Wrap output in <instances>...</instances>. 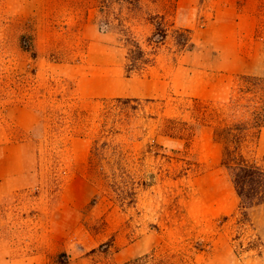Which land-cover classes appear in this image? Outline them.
Masks as SVG:
<instances>
[{"label": "rangeland", "instance_id": "rangeland-1", "mask_svg": "<svg viewBox=\"0 0 264 264\" xmlns=\"http://www.w3.org/2000/svg\"><path fill=\"white\" fill-rule=\"evenodd\" d=\"M253 1L261 45L242 47L236 62V32L206 33L209 46L193 52L220 57L224 90L198 99L182 90L183 74L174 78L176 0L114 3L106 31L100 0H0V264H264V206L238 221L207 126L241 121L243 77H264V0ZM118 20L146 51L154 26L167 29L148 74L126 76ZM128 92L152 95L112 112L132 204L98 186L102 175L89 165L105 101ZM244 141L243 154L262 164L264 127Z\"/></svg>", "mask_w": 264, "mask_h": 264}, {"label": "trees", "instance_id": "trees-1", "mask_svg": "<svg viewBox=\"0 0 264 264\" xmlns=\"http://www.w3.org/2000/svg\"><path fill=\"white\" fill-rule=\"evenodd\" d=\"M100 1L97 11L100 15H103V20L100 21L99 28L102 31H106L111 29V23L108 21L107 15L113 13V4L127 0ZM116 30L127 47L126 76L140 73L154 63L155 50L158 44L163 41L167 32V29L160 28L159 24L154 26V32L149 39L153 48L151 51H146L121 20H118ZM180 34L181 37L179 36L180 38L176 39V43L187 50L192 49L193 44L189 42L188 31H183ZM243 79L246 85L241 90V99L244 98L247 103L246 105H239L238 102L234 104L235 111L238 108L244 110L240 117L241 121L230 124L216 121V123L207 126L212 129L213 141L221 146L219 164L228 176L238 198L237 219L240 223H247L249 222L250 214L255 209L264 206V158L262 164H257L255 161L247 159L245 154H243L246 131L249 128L260 129L264 127V77L244 76ZM193 101L197 108L199 105L198 100L193 99ZM105 102H107L106 107L100 115L102 127L91 140L89 165L98 171L99 175H102L98 186L104 188V190H109L122 200H129L128 203L132 204L135 195L134 181L127 178L128 173L124 164L126 160L125 152L119 143L114 142V135H118V132L114 130V123L118 122L116 119L117 115L112 112L117 109L121 111L125 108L136 110V106L142 101L133 98H112ZM191 112L195 114V109H191ZM202 114L209 118L211 116L207 111H203ZM222 114L223 112L219 110L218 117H221ZM196 119L202 120L198 116ZM172 121L174 120L165 119L167 124ZM107 125L109 126L107 127ZM98 159L107 161V163L93 164V161ZM106 171L113 175V179H108ZM135 262H139V260Z\"/></svg>", "mask_w": 264, "mask_h": 264}, {"label": "crops", "instance_id": "crops-1", "mask_svg": "<svg viewBox=\"0 0 264 264\" xmlns=\"http://www.w3.org/2000/svg\"><path fill=\"white\" fill-rule=\"evenodd\" d=\"M254 3L253 0L245 2L244 0H176V10L171 20L172 27L176 28L178 32L188 31L189 42L193 44V48L187 50L176 43L179 51L177 62L180 64L174 68V78L180 81L181 74L185 76L181 80L183 82L181 88L191 98L217 99L222 97L224 90V74L214 71L215 62L220 57L202 56L201 50L193 52L194 49L209 46L210 40L206 42L203 37L206 33L216 32L223 26L228 27L232 32H236L230 40L232 47L238 49L234 54L236 62L243 58V55H240L242 47L249 46L251 41L258 45L261 43L256 36L258 24ZM157 49L158 47L155 51ZM156 59L157 54L155 53L154 63L150 67L140 73L127 76L128 79L133 75L144 76L148 74L154 67ZM204 62L206 63L204 64ZM140 94L128 92L125 95H113L111 98H133L141 101L142 98H152L150 94ZM143 100L152 101V99Z\"/></svg>", "mask_w": 264, "mask_h": 264}]
</instances>
